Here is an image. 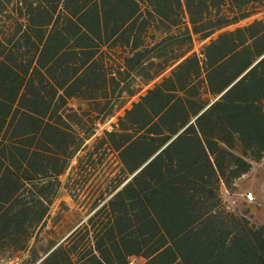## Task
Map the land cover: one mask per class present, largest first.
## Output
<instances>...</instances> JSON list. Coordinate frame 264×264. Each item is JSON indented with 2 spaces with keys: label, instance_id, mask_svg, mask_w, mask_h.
I'll use <instances>...</instances> for the list:
<instances>
[{
  "label": "trees",
  "instance_id": "trees-1",
  "mask_svg": "<svg viewBox=\"0 0 264 264\" xmlns=\"http://www.w3.org/2000/svg\"><path fill=\"white\" fill-rule=\"evenodd\" d=\"M261 3L0 0V264H264Z\"/></svg>",
  "mask_w": 264,
  "mask_h": 264
},
{
  "label": "rangeland",
  "instance_id": "rangeland-1",
  "mask_svg": "<svg viewBox=\"0 0 264 264\" xmlns=\"http://www.w3.org/2000/svg\"><path fill=\"white\" fill-rule=\"evenodd\" d=\"M105 126H108V123ZM248 192L251 193L252 200L246 198V193ZM223 195L226 200L237 202L241 208H248L249 214L253 219L264 224V157L259 162H254L251 170L239 179L234 193L228 194L223 191ZM60 201H63L67 207H60ZM56 211L60 212L61 219L58 227L62 231H66L81 218L79 209L77 210L76 206L72 205L63 192L60 193V197L53 205L52 216ZM50 224L51 219L48 221V227Z\"/></svg>",
  "mask_w": 264,
  "mask_h": 264
},
{
  "label": "crops",
  "instance_id": "crops-1",
  "mask_svg": "<svg viewBox=\"0 0 264 264\" xmlns=\"http://www.w3.org/2000/svg\"><path fill=\"white\" fill-rule=\"evenodd\" d=\"M181 2H182V5H183V0H181ZM261 2H262L261 4H256L255 5V7L252 9V13L248 17H246V18L238 21L236 24H234L232 26L225 27V28L220 29V30H218L216 32H221V31H224V30H227V29H232L234 27H241V26L250 24L254 20L262 19L264 17V0H261ZM183 11H184V8H183ZM215 35H216V33H214L210 38H213ZM208 40H209V38L208 39H205L203 41H200V42L199 41H195L194 42V45H193V49L194 50H197L200 45H202L203 43H206ZM263 55H264V53L260 57H258L248 68H246L239 76H237L228 86H226L217 96H215V98L213 100L217 99L220 95H222L231 85H233L242 75H244ZM149 159L147 161H149ZM140 168H138V170ZM138 170H136L134 173H136ZM130 259H134V264H142L143 263V260L141 258H137V257H133V256L129 257L127 259V262Z\"/></svg>",
  "mask_w": 264,
  "mask_h": 264
},
{
  "label": "built area",
  "instance_id": "built-area-1",
  "mask_svg": "<svg viewBox=\"0 0 264 264\" xmlns=\"http://www.w3.org/2000/svg\"><path fill=\"white\" fill-rule=\"evenodd\" d=\"M246 198H247L248 200H252V196H251V193H250V192L246 193ZM127 264H134V259H130V260L127 262Z\"/></svg>",
  "mask_w": 264,
  "mask_h": 264
}]
</instances>
